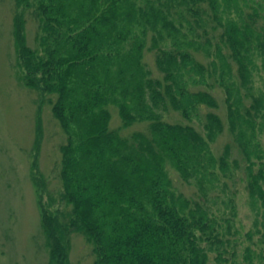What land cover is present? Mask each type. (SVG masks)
<instances>
[{"label":"trees","instance_id":"trees-1","mask_svg":"<svg viewBox=\"0 0 264 264\" xmlns=\"http://www.w3.org/2000/svg\"><path fill=\"white\" fill-rule=\"evenodd\" d=\"M15 4L22 81L46 98L65 135L62 222L41 198L51 262L68 264V233L86 237L93 264H211L213 252L226 261L237 171L251 207L264 208V82L255 79L264 73V0ZM24 10L39 23L40 51L26 43ZM215 87L243 164L230 144L220 155L213 150L226 128ZM110 106L118 128L110 127ZM170 112L187 123L167 121ZM137 123L145 131L122 135ZM172 172L194 198L178 190Z\"/></svg>","mask_w":264,"mask_h":264},{"label":"rangeland","instance_id":"rangeland-1","mask_svg":"<svg viewBox=\"0 0 264 264\" xmlns=\"http://www.w3.org/2000/svg\"><path fill=\"white\" fill-rule=\"evenodd\" d=\"M21 12L15 0H0V264H53L51 248L42 223L41 198L54 216H60L66 206L60 201L62 183L60 173V146L65 135L54 118L46 98L25 87L24 71L17 57L16 15ZM26 43L40 51V30L32 10L23 11ZM203 63L207 60L199 56ZM146 64L153 78H160L154 53H146ZM258 86L264 82V73L256 76ZM212 94L218 99L221 110L216 111L225 122V132L213 146L216 155L226 144L233 147L234 158L242 163L227 125L224 92L215 87ZM111 128H118L121 120L118 109L109 107ZM165 119L173 123H187L179 114L170 112ZM146 124L137 123L122 131L128 136L135 131H145ZM198 129L200 125L194 124ZM231 183L235 192L237 217L232 229L225 232L230 242L221 248L222 264H264V208L262 203L253 209L244 182V172L235 173ZM172 178L178 190L195 197L193 187L186 185L175 172ZM44 179V189L39 185ZM38 180V184H37ZM225 198V197H223ZM222 209L224 205L220 204ZM68 264H93L92 247L86 237L68 233L65 239ZM211 264H218L216 252L210 253Z\"/></svg>","mask_w":264,"mask_h":264}]
</instances>
